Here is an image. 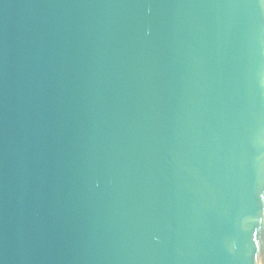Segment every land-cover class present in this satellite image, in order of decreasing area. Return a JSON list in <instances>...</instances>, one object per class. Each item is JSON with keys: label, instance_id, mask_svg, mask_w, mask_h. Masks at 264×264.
<instances>
[{"label": "water", "instance_id": "95a60500", "mask_svg": "<svg viewBox=\"0 0 264 264\" xmlns=\"http://www.w3.org/2000/svg\"><path fill=\"white\" fill-rule=\"evenodd\" d=\"M264 0H0V264H262Z\"/></svg>", "mask_w": 264, "mask_h": 264}, {"label": "bare ground", "instance_id": "6f19581e", "mask_svg": "<svg viewBox=\"0 0 264 264\" xmlns=\"http://www.w3.org/2000/svg\"><path fill=\"white\" fill-rule=\"evenodd\" d=\"M262 264H264V250H263Z\"/></svg>", "mask_w": 264, "mask_h": 264}]
</instances>
